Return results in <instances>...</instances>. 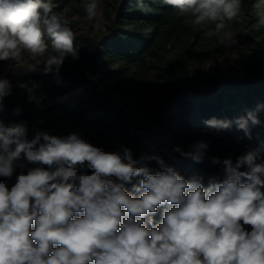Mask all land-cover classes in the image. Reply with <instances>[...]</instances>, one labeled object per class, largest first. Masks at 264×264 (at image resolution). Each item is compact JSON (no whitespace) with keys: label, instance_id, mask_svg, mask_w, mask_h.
<instances>
[{"label":"clouds","instance_id":"clouds-1","mask_svg":"<svg viewBox=\"0 0 264 264\" xmlns=\"http://www.w3.org/2000/svg\"><path fill=\"white\" fill-rule=\"evenodd\" d=\"M163 2L194 27L214 25L206 37L236 44L228 22H239L242 0ZM98 7L99 0L87 3V19L97 16ZM252 8L257 27H264V0H255ZM52 9L51 0H0V61H16L30 73L43 65L46 75L53 69L58 73L66 57L78 59L67 19ZM25 53L35 63L25 65ZM19 87L40 106L43 97L34 95L38 84ZM11 91L10 81L0 79V109ZM231 123L205 121L217 132ZM235 123L250 139L251 126L260 120L249 111ZM27 133L26 124L0 121V177L10 179L17 167L24 169L22 160L48 166L21 172L10 189L0 181V264H264V159L259 150L235 163L213 157V164H223V179L213 177L205 187L158 156L146 158L156 161L152 169L137 166L140 161L127 147L107 152L75 133L58 137L37 131L30 141ZM208 148L198 141L189 151H175L201 163ZM134 177L142 178L126 189ZM161 208L157 223L153 217Z\"/></svg>","mask_w":264,"mask_h":264},{"label":"rangeland","instance_id":"rangeland-1","mask_svg":"<svg viewBox=\"0 0 264 264\" xmlns=\"http://www.w3.org/2000/svg\"><path fill=\"white\" fill-rule=\"evenodd\" d=\"M119 1L99 0L98 14L89 20L87 16L69 12L61 1L51 0L53 12L67 19V27L74 34V46L79 53L78 59L66 57L58 73L53 69L43 74V65L35 73H30L16 61H0V79L7 78L24 100L26 110L40 119L39 131L58 137L75 133L107 152L127 147L132 154L135 153L134 159L140 161L137 166L148 160L152 169H157L156 161L147 157L158 156L165 161L163 155L177 152V147L186 152L196 142L204 141L209 148L203 162L214 168L213 176L221 180L223 164H213V157L221 162L230 158L235 163L246 152L259 150L260 157L264 159V140L260 136L249 139L238 129L231 133L226 129L217 132L204 127L196 135L190 134L185 139L162 135L158 130L159 122L162 126L172 124L176 129L191 116L195 104L193 99L187 98V102L180 107L165 111L160 108L162 102L174 99L183 88L207 90L218 86L221 79L232 76L243 78L250 72L256 75L264 71V27H257L259 18L252 8L255 0H242L239 22H228L229 29L235 33L237 42L234 45L225 46L216 37H206L204 32L214 28V25H206L204 29L194 27L187 17L179 16L176 10L158 22L156 27L146 23L137 27L128 19L113 25V28L117 27L126 34L136 33L139 42L151 38L150 45L139 48L131 59L110 57L103 50L100 55H95L94 44L88 38L108 32ZM89 2L82 0L80 6L85 10ZM149 28L152 31L146 36L144 32ZM169 55L172 59L168 58ZM22 60L25 65L35 63L26 53L22 55ZM82 78H87L89 83L79 86ZM21 83H27L29 87L32 83L39 85L34 95L43 97L40 106L29 100L27 90L19 87ZM91 89L97 94H91ZM86 118L92 121L86 122ZM36 132V129H28L27 139H33ZM137 140L138 146L135 147ZM133 148H136L135 152ZM21 162L26 167H17L12 178L0 177L9 189L16 176L21 172L26 174L28 168H48L39 163ZM166 163L175 167L185 179L202 180L195 169ZM241 170L247 169L242 167ZM82 171L91 174L90 170Z\"/></svg>","mask_w":264,"mask_h":264},{"label":"trees","instance_id":"trees-1","mask_svg":"<svg viewBox=\"0 0 264 264\" xmlns=\"http://www.w3.org/2000/svg\"><path fill=\"white\" fill-rule=\"evenodd\" d=\"M58 1H61L69 12L87 16L84 8L80 6L82 0ZM176 10L172 6L165 4L163 0H120L115 10L112 25L108 27V32L98 37L88 38V40L94 44L95 55H100V51L103 50V53L110 55V57L131 59L134 54H137L136 52L139 48H146L150 45L151 38L144 41L140 39L142 42H139L136 33L126 34L117 27L113 28V25L121 22L122 19H128L137 27L141 23L155 25L156 27L158 22L171 16ZM130 40H133V42ZM96 66L97 68L99 67L98 64ZM88 83L87 78H82L78 85L85 86ZM183 91L185 92L184 94L182 93ZM183 91L174 99L162 102L160 108L165 111L169 108L180 107L187 102V98L193 99L195 104L191 111V116L176 129L173 128L172 124L162 126L161 122H159L158 130L160 134H170V137L185 139L190 134L196 135L202 128L207 127L205 121L212 118L231 121L230 127L226 130L233 133V131L238 129L235 120L240 117H246L247 113L252 111L258 116L260 124L251 126V138L255 139L260 136L261 140H264V71L256 75H252L250 72L248 76L243 78L227 77L219 80L218 86H212L207 90L198 87H186L183 88ZM90 93L93 95L97 94L92 89ZM2 104L0 121H3L6 126L23 123L27 125L28 129H36L37 131L41 129L40 119L26 110L24 100L20 98L13 88L11 95L3 98ZM258 106L259 110H257ZM17 109H19V112L16 111ZM85 121L89 122L92 119L86 118ZM137 146L138 140L135 147ZM135 149L133 148L134 152L136 151ZM133 158H135L134 155ZM163 158L166 162L176 167L189 170L195 169L205 187L208 186L210 179L215 177L213 176L215 173L214 168L208 167L204 162H194L178 152L163 155ZM142 163V166L150 168L148 160H143ZM141 178L134 177L132 182L125 184L124 187L131 190L132 185L138 183ZM162 212V208L158 209L153 217L155 222L158 223L162 219ZM148 227H151V225H148Z\"/></svg>","mask_w":264,"mask_h":264}]
</instances>
